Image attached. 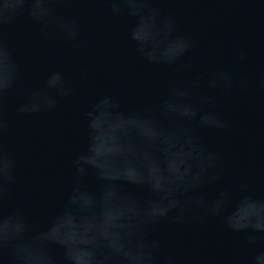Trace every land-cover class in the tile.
Segmentation results:
<instances>
[{
  "label": "clouds",
  "instance_id": "obj_1",
  "mask_svg": "<svg viewBox=\"0 0 264 264\" xmlns=\"http://www.w3.org/2000/svg\"><path fill=\"white\" fill-rule=\"evenodd\" d=\"M73 2L0 0V264H178L164 254L156 235L168 219L181 225L218 220L227 230L243 234L253 249L260 246L248 264H264V198L253 195L248 182L223 184L224 155L209 149L201 136L204 130L230 127L216 110V96L200 90L201 81L206 79L208 89L225 97L252 86L226 67L189 81L170 80L154 108L129 109L113 95L96 98L84 113L86 145L72 162V185L60 209L37 227L23 209L7 206L18 161L5 146L6 97H20L16 112L28 115L54 109L58 98L72 96L76 88L63 70H56L42 88L26 90L22 65L5 30L26 16L45 38L86 48L93 39L81 38L78 19L56 8ZM102 2L113 14L132 18L127 38L147 63L177 71L193 68L185 57L196 41L179 31L172 12L153 6L159 0ZM245 58L243 51L237 53L238 60ZM80 76L87 78L88 69ZM260 87L264 89V76ZM89 176H94L95 188L87 186ZM129 185L145 189L146 195L128 191ZM210 187H215L214 195Z\"/></svg>",
  "mask_w": 264,
  "mask_h": 264
},
{
  "label": "water",
  "instance_id": "obj_2",
  "mask_svg": "<svg viewBox=\"0 0 264 264\" xmlns=\"http://www.w3.org/2000/svg\"><path fill=\"white\" fill-rule=\"evenodd\" d=\"M164 14L172 12L180 32L192 37L197 47L185 57L190 71L175 66L147 63L127 38L132 18L115 15L102 0H74L58 4V12L74 16L80 37L92 38L86 48L73 47L63 40H49L40 26L26 16L5 30V38L22 65L24 88H42L48 74L63 70L76 88L69 97H60L50 111L28 115L16 112L21 98L8 96L5 111L9 132L5 146L18 161V176L7 201L9 208H21L37 227L43 226L63 204L70 190L72 162L86 145L85 111L103 95H113L126 108L155 107L166 94L170 80L189 81L201 72L217 67L247 77L252 86L237 89L230 97L208 89L206 79L200 90L217 98L216 110L228 121V130H204L201 136L209 149L224 155L223 184L248 182L252 194L264 198V0H159ZM243 51L246 58L237 59ZM88 69L82 79L80 73ZM96 187L94 176L86 178ZM215 187L208 189L214 195ZM128 191L146 195L138 186ZM156 235L165 255L178 264H248L254 251L243 234L227 230L218 220L198 225H181L171 219L160 223ZM55 254L62 259L59 250Z\"/></svg>",
  "mask_w": 264,
  "mask_h": 264
}]
</instances>
